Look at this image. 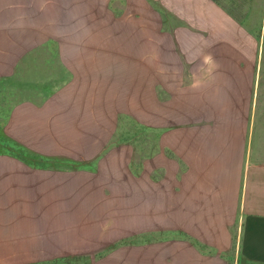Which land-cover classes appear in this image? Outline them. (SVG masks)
Returning <instances> with one entry per match:
<instances>
[{
	"label": "rangeland",
	"instance_id": "obj_1",
	"mask_svg": "<svg viewBox=\"0 0 264 264\" xmlns=\"http://www.w3.org/2000/svg\"><path fill=\"white\" fill-rule=\"evenodd\" d=\"M185 1L24 0L32 24L62 19L52 30L72 86L85 94L67 87L50 109L24 116L15 90L22 81L45 89L48 69L18 85L1 79L0 264L159 262L149 258L173 229L157 225L158 216L165 200L194 189V124L203 123H194L190 85L174 75L181 35L194 30ZM262 26L248 123L264 140Z\"/></svg>",
	"mask_w": 264,
	"mask_h": 264
},
{
	"label": "crops",
	"instance_id": "obj_2",
	"mask_svg": "<svg viewBox=\"0 0 264 264\" xmlns=\"http://www.w3.org/2000/svg\"><path fill=\"white\" fill-rule=\"evenodd\" d=\"M186 1L185 9L194 5V30L181 35L182 58L176 60L174 75L177 85L192 89L194 123L203 121L194 124V189H182L181 199L164 201L157 225L173 230L162 232L169 240H159L149 260L154 263L157 256L156 264H264V140L248 123L260 82L256 37L263 28L264 0L258 5L248 0ZM29 3L0 0V81L14 77L10 84L18 85L28 79L24 75L38 76L36 69H48L45 89L22 81L15 90L13 99L22 102L24 116L50 109L67 87L84 93L72 86V71L64 65L61 41L52 30L64 25L62 19L47 16L45 27L32 24L30 14L23 18ZM38 53L59 60L46 55L43 62Z\"/></svg>",
	"mask_w": 264,
	"mask_h": 264
}]
</instances>
